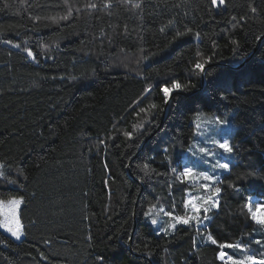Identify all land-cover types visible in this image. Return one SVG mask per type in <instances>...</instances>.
<instances>
[{"label":"trees","instance_id":"trees-1","mask_svg":"<svg viewBox=\"0 0 264 264\" xmlns=\"http://www.w3.org/2000/svg\"><path fill=\"white\" fill-rule=\"evenodd\" d=\"M140 2L0 0V199L25 200L21 239L0 228V264H231L209 233L241 244L226 256L264 260V227L230 187L264 189V0ZM174 79L187 88L167 108L159 85ZM196 112L233 125L231 171L217 170L206 228L165 233L160 208L182 216L187 194H206L171 171Z\"/></svg>","mask_w":264,"mask_h":264},{"label":"snow or ice","instance_id":"snow-or-ice-1","mask_svg":"<svg viewBox=\"0 0 264 264\" xmlns=\"http://www.w3.org/2000/svg\"><path fill=\"white\" fill-rule=\"evenodd\" d=\"M120 2L129 9H140L141 2L140 0H120ZM225 0H211V4L214 7H219L224 5ZM7 7V4H5ZM88 8L95 9L97 5L89 3ZM105 9L111 7L110 3H105L103 6ZM253 12L256 11V8L252 9ZM72 11L69 10L67 15L62 17V19L67 20L72 16ZM235 19V17H233ZM127 31V29H126ZM190 31V30H189ZM182 35V33H178ZM199 37V33L196 34ZM258 39H260L258 37ZM5 43L11 45L15 48H20V44H13L11 40H5ZM27 53V56L36 60V55L33 51L27 47L23 49ZM211 58L204 60L203 62H197L194 65L196 70L201 72L204 71L205 65L210 62ZM160 91L163 93L165 103L167 104L171 99H173L174 92H180L187 88V85L181 84L178 80H173L171 84L164 82L162 85H159ZM151 89H146V92H150ZM151 108L155 109L156 105H150ZM147 111L146 109H141V112ZM196 120L193 121L196 132L194 136L203 137V140H198L197 144L189 146V152L192 156L196 157V163L191 164L181 159L183 154H178L177 163L172 167L171 171L173 173L174 179L179 181L182 184H189L198 186L202 190L204 195L192 196L190 193L187 194V198L184 200L185 214L184 215H175L172 211H165L163 208L159 209V212H163L164 215L168 216L171 220V223H168L167 227L160 226L161 230L165 233L171 229L175 231L177 225H187L194 226L199 229V227L206 228L207 225L204 221H210L208 213L219 207L220 195L223 189L219 186L220 178L217 176V170H223L225 172H230L229 162H222L225 159L230 158L231 154L234 152V145L232 144L229 138H215L218 134V129L223 126L229 125L230 121L228 119H221L220 116H216L213 119L209 120L208 123L217 126L212 129V134H208L206 127L203 125V122L200 120L202 113L196 112ZM126 136L131 137V133L126 132ZM210 141L211 147L208 146H199L200 144H207ZM175 147V145L173 146ZM165 154L167 155L168 149H164ZM171 163V161H170ZM206 166L204 170H199L200 168ZM4 165L0 164V177L7 179V175L4 169ZM144 168H148V164H144ZM10 183H16V181H10ZM233 190L240 195L242 198L246 199L244 208L247 209L250 219L256 224L264 227V189L257 192L254 188L251 190H245L237 187L236 185H230ZM248 192V195L245 197V192ZM25 204L23 197H12L8 200H0V215L3 216V219H0V228L4 229L12 237L19 240L22 235H24L23 224L20 218V208L21 205ZM157 208V205H151L149 208V215L154 209ZM157 219H151L152 225H157ZM202 242L205 238L201 237ZM206 241L210 242L212 245H217L222 251L219 252L218 258L221 261H230L231 264H245V260L250 261L251 264H264V260H256L252 256H246L244 259H234L233 256H226V253L223 249H239L241 244L238 242L236 244L229 243H218V241L213 237L211 233L206 236ZM256 243H260L256 241ZM195 245V240H194ZM101 261L103 257H98Z\"/></svg>","mask_w":264,"mask_h":264},{"label":"rangeland","instance_id":"rangeland-1","mask_svg":"<svg viewBox=\"0 0 264 264\" xmlns=\"http://www.w3.org/2000/svg\"><path fill=\"white\" fill-rule=\"evenodd\" d=\"M213 118L214 117H211V116L210 117L209 116H201L200 117V120L203 122V125L206 127L207 132L210 135L212 134V129L217 127L215 125H212V124L208 123V121L213 119ZM224 119H227V118H224ZM195 130H196V128H195ZM232 131H233V125L231 123H229V125L220 127L218 129V134L216 135L215 138H218V139L221 138V137L229 138V135L232 133ZM198 140H203V137H199L198 138V137L194 136L193 141L191 143V146L197 144ZM199 146L211 147V143L209 141L207 144H200ZM183 160H185L186 162H189L191 164H195L196 163V157L192 156L191 152H189V151L186 153V155L184 156ZM205 168H206V166L200 168L199 170H204ZM0 200H2V199H0ZM1 219H3V216H2Z\"/></svg>","mask_w":264,"mask_h":264},{"label":"water","instance_id":"water-1","mask_svg":"<svg viewBox=\"0 0 264 264\" xmlns=\"http://www.w3.org/2000/svg\"><path fill=\"white\" fill-rule=\"evenodd\" d=\"M262 40H263V39H262ZM262 40H261L260 42H262ZM249 59H250V58H248V59L245 61V63L248 62ZM245 63H244V64H245ZM244 64H243V65H244ZM174 94H175V92L173 93V95H174ZM168 105H169V102L167 103V108H168ZM129 172H130V171H129ZM129 248H130V251L133 252V250H132V241H130Z\"/></svg>","mask_w":264,"mask_h":264}]
</instances>
